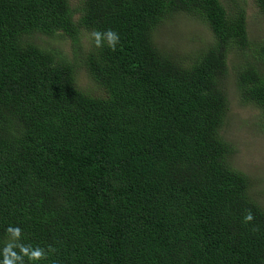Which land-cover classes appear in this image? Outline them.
Segmentation results:
<instances>
[{
    "label": "trees",
    "instance_id": "obj_1",
    "mask_svg": "<svg viewBox=\"0 0 264 264\" xmlns=\"http://www.w3.org/2000/svg\"><path fill=\"white\" fill-rule=\"evenodd\" d=\"M246 7L0 0V241L11 224L56 248L34 264H264V187L236 168L225 132L229 87L264 128V41L250 47ZM177 13L210 41L187 55L163 47ZM109 28L116 50L92 45L80 63L35 36L79 47L82 31ZM78 66L99 94L77 85Z\"/></svg>",
    "mask_w": 264,
    "mask_h": 264
},
{
    "label": "rangeland",
    "instance_id": "obj_2",
    "mask_svg": "<svg viewBox=\"0 0 264 264\" xmlns=\"http://www.w3.org/2000/svg\"><path fill=\"white\" fill-rule=\"evenodd\" d=\"M80 0H69L73 7H77ZM247 24L250 47L255 48V44L264 41V12H261L253 0H247ZM169 22L160 28L159 42L163 47L169 49L176 47L184 50L182 55H187L196 46L201 47L203 43H208L211 39V31L208 26L201 23L196 18L187 13H177ZM78 17V13L74 18ZM36 40L49 47H58L59 51L66 58L78 59L84 57L87 48L92 46L89 39V32L82 31L80 36V45L72 43L67 36H60L59 33L52 38L46 35L36 34ZM38 38V39H37ZM79 42V41H78ZM77 49V55L72 54V49ZM234 61L230 58L229 65ZM77 85L88 91L90 94H99V88L94 85L89 73L83 66L77 67L76 72ZM231 104L229 109V120L226 125V138L231 140L235 146L236 153L233 156V162L236 168L241 169L248 174L257 187H264V128L263 122L260 123L259 109L252 105L241 104L230 90Z\"/></svg>",
    "mask_w": 264,
    "mask_h": 264
},
{
    "label": "clouds",
    "instance_id": "obj_3",
    "mask_svg": "<svg viewBox=\"0 0 264 264\" xmlns=\"http://www.w3.org/2000/svg\"><path fill=\"white\" fill-rule=\"evenodd\" d=\"M89 39L96 48L105 44L115 51L119 42L120 34L114 29L93 30L89 33ZM254 220V214L248 209L243 215L242 222L247 224ZM7 239L0 241V264H34L36 261L47 259L49 253L55 252L53 245L42 247L22 241V229L19 225H9L6 228Z\"/></svg>",
    "mask_w": 264,
    "mask_h": 264
}]
</instances>
